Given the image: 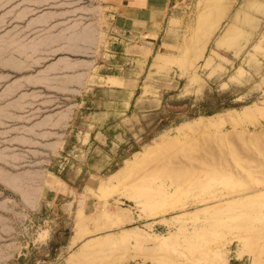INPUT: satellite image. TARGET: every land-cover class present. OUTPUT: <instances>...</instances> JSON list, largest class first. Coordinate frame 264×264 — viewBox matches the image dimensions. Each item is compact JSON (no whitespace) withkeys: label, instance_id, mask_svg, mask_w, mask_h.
<instances>
[{"label":"rangeland","instance_id":"obj_1","mask_svg":"<svg viewBox=\"0 0 264 264\" xmlns=\"http://www.w3.org/2000/svg\"><path fill=\"white\" fill-rule=\"evenodd\" d=\"M120 2L0 0V264H264V0Z\"/></svg>","mask_w":264,"mask_h":264},{"label":"crops","instance_id":"obj_2","mask_svg":"<svg viewBox=\"0 0 264 264\" xmlns=\"http://www.w3.org/2000/svg\"><path fill=\"white\" fill-rule=\"evenodd\" d=\"M121 0L120 13L115 20L121 24L120 32L154 43L159 37L167 13L169 0Z\"/></svg>","mask_w":264,"mask_h":264},{"label":"trees","instance_id":"obj_3","mask_svg":"<svg viewBox=\"0 0 264 264\" xmlns=\"http://www.w3.org/2000/svg\"><path fill=\"white\" fill-rule=\"evenodd\" d=\"M226 96H220V97H217L215 100L216 102L214 103H209V102H206V104H201L203 106L204 109H202V113H207V114H210L214 111H217L219 109H223V108H226V107H230L231 106V103L229 101L228 98H225ZM160 112V110H159ZM196 112V111H195ZM198 112V111H197ZM176 113V111L172 110V109H168L167 110V114L166 115H162V111L161 113L157 116L156 118V123H155V130H159L161 129L162 127H164L167 123H169V121L172 119V118H175L174 117V114ZM195 114V113H194ZM175 120V119H174ZM151 135V134H149ZM148 135V136H149Z\"/></svg>","mask_w":264,"mask_h":264},{"label":"bare ground","instance_id":"obj_4","mask_svg":"<svg viewBox=\"0 0 264 264\" xmlns=\"http://www.w3.org/2000/svg\"><path fill=\"white\" fill-rule=\"evenodd\" d=\"M150 152H151L150 149H146V150L144 151V155H148V154H150ZM128 166H130V165H129L128 162H126L120 171L122 172V171H123L124 169H126Z\"/></svg>","mask_w":264,"mask_h":264}]
</instances>
